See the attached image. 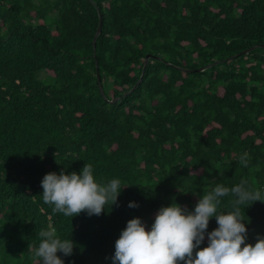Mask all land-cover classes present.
<instances>
[{"label": "trees", "instance_id": "1", "mask_svg": "<svg viewBox=\"0 0 264 264\" xmlns=\"http://www.w3.org/2000/svg\"><path fill=\"white\" fill-rule=\"evenodd\" d=\"M84 164L121 181L116 204L53 214L42 178ZM242 179L264 190V0H0V264H38L29 246L52 227L74 244L64 264H113L130 219L150 230L161 207ZM242 211L254 245L264 202Z\"/></svg>", "mask_w": 264, "mask_h": 264}, {"label": "clouds", "instance_id": "2", "mask_svg": "<svg viewBox=\"0 0 264 264\" xmlns=\"http://www.w3.org/2000/svg\"><path fill=\"white\" fill-rule=\"evenodd\" d=\"M249 158L247 152L242 153L240 164L247 167ZM41 187L43 202L52 207L53 214L71 218L81 212L99 216L106 205L116 204L123 188L119 179L97 182L91 164H84L79 174L49 172L42 178ZM227 196L232 197L231 210L218 212L221 198ZM256 201L264 202V190L242 179L231 188L216 184L198 198L192 211L176 203L161 207L150 230L139 218L130 219L115 241L113 264H264V237L258 236L254 245L245 242L242 206L244 209ZM137 206L135 202L128 204L130 208ZM213 217L218 227L207 232ZM205 234L207 246L201 248ZM38 237V246H29L31 258L38 264H64L57 252L72 254L73 242L61 239L54 227L40 230Z\"/></svg>", "mask_w": 264, "mask_h": 264}, {"label": "water", "instance_id": "3", "mask_svg": "<svg viewBox=\"0 0 264 264\" xmlns=\"http://www.w3.org/2000/svg\"><path fill=\"white\" fill-rule=\"evenodd\" d=\"M100 32H101V20H99L98 28H97V30H96V32H95V36H94V39H93V46H94V44H95V42H96V39H97V36L100 34ZM256 47H257V46H255V47H253V48H251V49H247V50L241 52V54H248L251 50L255 49ZM151 57H152L151 55H146V57H145V61H144V66H143V71H142V72H144V68H145V66H146V64H147V62H148V60H149V58H151ZM95 67H96V77H97V80L99 81L100 76H99V72H98L97 65H96ZM197 71H198V72H201L202 69L197 70ZM100 89H101V88H100ZM100 91H101V90H100ZM101 93H102V92H101Z\"/></svg>", "mask_w": 264, "mask_h": 264}]
</instances>
